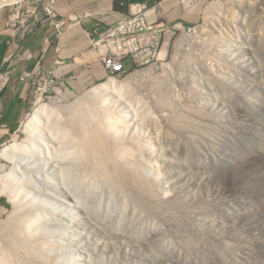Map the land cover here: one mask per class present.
<instances>
[{
	"label": "rangeland",
	"instance_id": "rangeland-1",
	"mask_svg": "<svg viewBox=\"0 0 264 264\" xmlns=\"http://www.w3.org/2000/svg\"><path fill=\"white\" fill-rule=\"evenodd\" d=\"M17 1L0 0V9ZM176 3L143 10L160 15L146 23V36L152 43L157 38L159 48L153 57L144 51L125 59L114 79L132 77L130 89L106 107L112 128L143 143L144 165L162 195L147 205L136 188L128 186L126 194L131 201L138 194V211L161 229L130 230V217L118 225L121 211L108 210L107 191L96 218L85 200L91 189L76 206L72 197L64 204L47 197L60 216H70L63 222L69 251L81 264H264V0ZM109 79L89 85L54 79L43 97L35 94L33 111L4 147L28 139L27 122L42 104L59 101L67 126L64 105ZM13 167L0 157V177ZM0 201L6 204L0 203L1 228L12 204L6 196Z\"/></svg>",
	"mask_w": 264,
	"mask_h": 264
},
{
	"label": "bare ground",
	"instance_id": "bare-ground-1",
	"mask_svg": "<svg viewBox=\"0 0 264 264\" xmlns=\"http://www.w3.org/2000/svg\"><path fill=\"white\" fill-rule=\"evenodd\" d=\"M132 81V77L127 83L111 78L89 89L72 105H64L65 112L60 111L70 119L65 127L57 113L61 108L59 101L40 105L27 122L28 139L21 142L15 138V143L0 151V157L14 165L12 173L0 177L4 181L0 182V196H6L12 204L9 222L0 228L2 232L9 229L3 238L4 245L0 246V264H81L69 251L67 240L72 238L63 222L70 216H60L48 198L64 204L66 197H72L76 206L85 191L91 189L85 200H90V215L96 218L105 204L107 191L111 200L106 203L108 210L121 211L118 225L125 224L130 217V230L140 231L146 226L161 229L156 219H148L144 211H138L142 206L138 202L141 198L136 199L138 194L134 197L137 202L126 194L129 186L143 194V202L148 198L155 201V197L162 195L161 187L144 165L146 161L140 152L143 143L112 128V116L106 108L108 99L125 92Z\"/></svg>",
	"mask_w": 264,
	"mask_h": 264
},
{
	"label": "crops",
	"instance_id": "crops-1",
	"mask_svg": "<svg viewBox=\"0 0 264 264\" xmlns=\"http://www.w3.org/2000/svg\"><path fill=\"white\" fill-rule=\"evenodd\" d=\"M125 11L115 10V0H58L55 9L67 21L59 39L54 27L45 23L22 37L6 31L9 8L0 9V146L13 138L33 111L36 85L27 73L42 72L57 83L93 84L107 78L103 63L105 49L94 41L108 28L132 14V6L159 7L166 2L176 8V0H122ZM160 15H151L154 20ZM30 55V58H25ZM130 65V60L126 61ZM24 78V80H21ZM77 83V82H76ZM97 85L93 86L96 87Z\"/></svg>",
	"mask_w": 264,
	"mask_h": 264
},
{
	"label": "built area",
	"instance_id": "built-area-1",
	"mask_svg": "<svg viewBox=\"0 0 264 264\" xmlns=\"http://www.w3.org/2000/svg\"><path fill=\"white\" fill-rule=\"evenodd\" d=\"M58 0H19L2 8L8 7L11 10L10 17L7 21L6 31L12 35L18 33L22 37L38 30L45 23L51 24L56 30L57 37L60 39L63 35L67 21L59 17L55 5ZM1 8V9H2ZM148 8L147 5L132 6V14L125 17L119 25L108 28L100 35L99 40L94 41V45L101 46L105 49L103 63L107 70V77L114 78L117 72H120L125 64V59L136 58L137 54L147 51L149 56L159 48V43H154L157 38L153 37V43L146 36L151 27L146 23L151 20V13H143ZM125 30V31H123ZM145 40H150L147 43ZM146 48V49H145ZM144 49V50H143ZM28 55L25 58H30ZM153 57V56H152ZM26 77L33 79L36 85V98L40 94L42 97L50 87H55L56 83L53 78H48L42 72L27 73ZM21 80H24L22 78ZM41 87H45L41 88ZM6 145V144H4ZM0 146V148L4 147Z\"/></svg>",
	"mask_w": 264,
	"mask_h": 264
},
{
	"label": "trees",
	"instance_id": "trees-1",
	"mask_svg": "<svg viewBox=\"0 0 264 264\" xmlns=\"http://www.w3.org/2000/svg\"><path fill=\"white\" fill-rule=\"evenodd\" d=\"M122 0H115V10H117V11H125V9H126V5H122ZM0 203H2L3 205H6L4 202H1L0 201Z\"/></svg>",
	"mask_w": 264,
	"mask_h": 264
}]
</instances>
